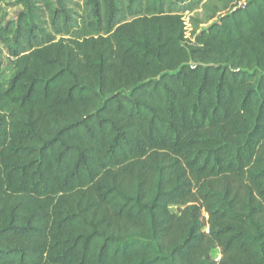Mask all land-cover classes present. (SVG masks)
I'll return each instance as SVG.
<instances>
[{"label": "trees", "instance_id": "1", "mask_svg": "<svg viewBox=\"0 0 264 264\" xmlns=\"http://www.w3.org/2000/svg\"><path fill=\"white\" fill-rule=\"evenodd\" d=\"M199 2L0 18V264H264V0Z\"/></svg>", "mask_w": 264, "mask_h": 264}, {"label": "rangeland", "instance_id": "2", "mask_svg": "<svg viewBox=\"0 0 264 264\" xmlns=\"http://www.w3.org/2000/svg\"><path fill=\"white\" fill-rule=\"evenodd\" d=\"M246 1L247 0H200L198 9L191 13H186L185 16L195 21L201 22L199 29L204 30L212 23L218 22L219 17L226 14L233 7L242 6ZM225 7L226 9L224 10ZM216 10L220 11L217 13L216 18L207 22V18L210 17ZM20 11L21 7L16 5L15 0H1L0 18H2L5 22L15 21ZM188 18L185 19V22L187 23L186 26L189 32L191 26L189 25ZM0 56L3 59V68L0 74V81L4 85H7L10 75L11 61L7 58V52L1 45ZM171 210L176 211V208H171ZM205 218H207L206 215ZM211 257L214 260H218L220 258L219 250L212 251Z\"/></svg>", "mask_w": 264, "mask_h": 264}, {"label": "built area", "instance_id": "3", "mask_svg": "<svg viewBox=\"0 0 264 264\" xmlns=\"http://www.w3.org/2000/svg\"><path fill=\"white\" fill-rule=\"evenodd\" d=\"M217 261V260H216Z\"/></svg>", "mask_w": 264, "mask_h": 264}]
</instances>
